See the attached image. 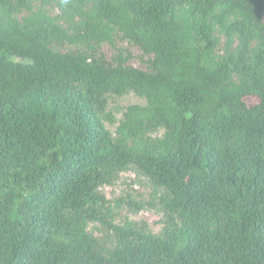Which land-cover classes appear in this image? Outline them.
Listing matches in <instances>:
<instances>
[{"label":"trees","instance_id":"obj_1","mask_svg":"<svg viewBox=\"0 0 264 264\" xmlns=\"http://www.w3.org/2000/svg\"><path fill=\"white\" fill-rule=\"evenodd\" d=\"M131 169L160 234L100 191ZM0 264H264V0H0Z\"/></svg>","mask_w":264,"mask_h":264},{"label":"rangeland","instance_id":"obj_2","mask_svg":"<svg viewBox=\"0 0 264 264\" xmlns=\"http://www.w3.org/2000/svg\"><path fill=\"white\" fill-rule=\"evenodd\" d=\"M54 15H59L56 8L52 9ZM225 40H223V43ZM102 52L109 59L115 56L125 59L128 57V64L137 69H146L147 57L142 51L128 42L118 38L116 48L104 45ZM247 102L252 105L258 102L256 98H249ZM146 101L134 94H129L122 98H112L109 111L114 114L117 120H121L124 110L131 105H144ZM110 131H116V125L107 124ZM101 193L111 202L113 213L115 214V224H123L129 222H146L151 231L160 234L163 229V215L153 209L155 189L152 183L145 177L141 176L137 171L131 169L122 173L111 186H105L100 189ZM139 205L141 208L138 209ZM89 232L96 238L109 241L110 246L113 242L112 234L109 233L100 224H91Z\"/></svg>","mask_w":264,"mask_h":264}]
</instances>
